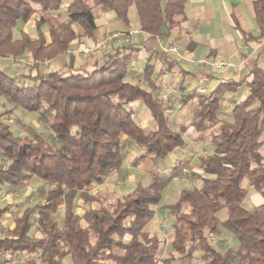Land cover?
I'll use <instances>...</instances> for the list:
<instances>
[{
    "label": "trees",
    "instance_id": "1",
    "mask_svg": "<svg viewBox=\"0 0 264 264\" xmlns=\"http://www.w3.org/2000/svg\"><path fill=\"white\" fill-rule=\"evenodd\" d=\"M185 2L71 0L60 17L51 12L59 9L61 0H0V57L15 59L29 52L33 60L41 62L57 58L72 40L94 34V6L114 11L116 19L127 25L128 8L134 4L140 30L161 37L185 20ZM253 6L260 30L256 38H261L264 0H254ZM37 7L41 16L35 24V37L21 30L14 38L17 24L27 22ZM44 23L48 24V43ZM121 48L123 51L118 48L105 56L92 71L73 68L71 54L66 69L34 75L33 85L20 84L17 77L0 69V97L11 105L5 113L15 107L36 113L56 139L55 144L48 143L25 123L21 127L26 135H15L0 116V153L6 159V165L0 166V187L20 188L33 178L48 184L41 191L42 202L13 216V226L0 237V254L38 253L43 264H61L67 255L72 264H155L160 240L145 226L158 206L173 215L171 245L180 256L190 258L201 252L203 264H264V203L250 210L242 205L249 188L264 197V68L254 66L246 96L232 108V120H223L211 134L213 151L198 158L202 170L199 186L182 187L177 199L162 202L172 178L185 170V162L178 161L170 176L154 168L147 183H137L125 195L106 202L86 188L120 171L125 159L133 157L122 151L123 136L133 147H140V154L132 159L133 167L147 157L155 166L185 144L186 126L171 128L162 100L126 78L135 48L130 43ZM156 57L158 54L148 57L139 79L150 82L151 60ZM238 85L239 81H222L207 94L193 93L199 107L193 110L192 124L198 133L219 122L216 114L223 93ZM137 99L154 120L151 131L133 118L130 102ZM76 197L84 202L99 200V207L76 213ZM11 207L0 208V216ZM222 209L226 213L223 219L218 216ZM59 210L63 211L61 223ZM32 226L34 232L30 233ZM223 229L238 241L236 249L220 251L211 243L209 235L218 236ZM126 235L130 236L127 240Z\"/></svg>",
    "mask_w": 264,
    "mask_h": 264
},
{
    "label": "crops",
    "instance_id": "2",
    "mask_svg": "<svg viewBox=\"0 0 264 264\" xmlns=\"http://www.w3.org/2000/svg\"><path fill=\"white\" fill-rule=\"evenodd\" d=\"M70 1L61 0L59 9L51 13L55 16H63ZM87 1L91 3V0ZM253 1L186 0L184 7L185 20L179 26L165 32L161 37H150L140 30L134 4H131L128 8L129 23L127 25L116 19L114 11L104 12L99 7L94 6L98 8V11H93L92 7L96 28L91 37L72 40L68 50L61 53L57 58L44 61V63L33 64L29 62V66H26L21 59L0 57V69L15 77L17 75L15 72L13 75L10 73L18 65L20 70H27L25 84L33 85L34 82L31 77L34 75H41L44 72L57 69H66L67 66L65 65L68 64L71 54H74L73 68L78 71H92L105 56L115 51L112 48L124 46L127 43L135 48L131 53L129 68L131 72L130 74L127 73L126 78L132 82H139L140 85L152 90L162 100L166 107L165 112L169 118L171 128L177 129L181 124L186 126L183 133L185 144L174 148L172 152L168 153L164 161H159L155 166L153 161L147 157L142 164L140 162L136 167L131 166L134 170L133 174L126 176L125 172L127 170H125V167L127 165L125 162L120 171L111 173L101 183H92L86 188L89 193L98 195L99 200L105 201V194L112 196L120 189L119 184L121 183H118V179L131 186L128 190L130 191L137 183H147L150 172L154 168H157L161 175L170 176L173 164L178 161L185 162L188 159L189 151H191L190 154L201 151L198 158L213 151L211 134L217 131L223 120H232V108L246 96L248 92L246 83L251 78V71L254 66L264 68V34L261 38H256L260 34V30L255 21ZM40 16L41 12L37 7L36 12L27 22L17 24L13 31L14 38L19 37L21 30L30 34L31 37H35L36 29L34 27ZM42 29L48 43L50 41L48 24L44 23ZM129 32H132V34L129 35ZM114 33L118 34L119 38L106 39L108 35ZM85 44H99V48L92 52V59L88 58V55L80 53L79 49ZM171 44L177 45V52H164V48ZM120 50L123 51V48H120ZM155 54H158V57L151 60L154 71L150 82L147 83L138 78V73L143 69L148 57ZM24 55L31 58L29 52H25ZM14 61H21V63H15ZM218 62H222L223 65L215 66V63ZM17 79L19 82V78ZM228 80L239 81L240 85L234 90H226L223 93L216 114L219 122L206 132L198 133L192 124L193 110L199 107L195 98L192 97L193 93L200 92L199 88L205 87L206 92L204 94H207L220 82ZM210 83L211 86L209 87ZM130 106L134 112V120L146 131H151L154 128V120L142 100H134L130 102ZM204 145L206 150L202 148ZM203 151H206V153ZM197 173H202L199 166L197 167ZM139 178H145L146 181L139 182ZM175 178L173 177L172 181ZM250 189L252 188H249L248 194L242 203L248 210L264 203V197L259 192ZM166 191L163 192L162 200ZM77 198L81 200L80 204L82 206L79 213H82L85 208L96 209L99 207V200L84 202L82 198ZM218 216L221 219L225 218V210L219 211ZM157 219V212H155L152 219L146 224V230L155 226ZM82 224L85 225L84 222ZM125 238L129 239L130 236L126 235Z\"/></svg>",
    "mask_w": 264,
    "mask_h": 264
},
{
    "label": "rangeland",
    "instance_id": "3",
    "mask_svg": "<svg viewBox=\"0 0 264 264\" xmlns=\"http://www.w3.org/2000/svg\"><path fill=\"white\" fill-rule=\"evenodd\" d=\"M93 11L97 12L98 8L93 7ZM85 45L81 46V48L84 47ZM121 47L122 46H117L116 48H112V50H115ZM87 57L92 59L93 58L92 53L88 55ZM18 59H21V61L25 63L26 66H29V62H32L33 64L35 63L34 60L32 58H29V56L27 55H23L19 57ZM21 61H14V62L21 63ZM14 72L17 74L15 75V77L19 78V83L25 84L27 70H20L17 65L15 69L12 71V73L10 74L13 75ZM130 72L131 71L129 70L128 74H130ZM208 86L210 87L211 83ZM9 108H11V105L5 103L4 99L0 97V116L3 117L4 121L10 126L12 132L15 135H19V136L26 135L25 131L21 127L22 124L25 123L33 127L38 133H40L46 139L48 143L52 145L56 143L55 136L50 131L47 122L41 119L36 113L28 112V111L21 110L20 108L15 107V108H12V112L10 114L8 113L6 114L5 111ZM122 142L124 144L122 151L127 153L126 155L133 153L132 156L134 157L140 154V147L135 145L134 146L135 149H134L133 144L130 142V140H128L127 137L123 136ZM202 148L206 150L205 145ZM190 152L191 151H189L188 159L185 160L186 169L182 170L178 174V176L175 179H173L174 182L172 181L165 188V190L167 191L164 195V199L162 200V202L168 203V202H172L175 199H177L178 191L182 187H192V186H198L200 184V181H199L200 174L197 173V167H198V155L200 154L199 152L201 151L199 152L196 151V153H193V154H190ZM203 152L206 153V151H203ZM132 159L133 158L129 155L124 161V163L126 162V165H127V166L125 165L127 168L124 166L125 170H127V172H125L126 176L133 174L134 170L131 168ZM142 163L143 161L141 162V164ZM2 165H6V159L0 153V166ZM119 177H121V175H119ZM139 179L141 180V181L139 180V182L146 181L145 178L144 179L139 178ZM117 181L118 183H121L119 184L120 189L118 190V192L113 193L112 196L105 194L106 202L114 201L117 197L119 198L120 196H122L131 187L127 183L124 184L123 181L121 182L120 179H118ZM47 187H48V184L38 178H33L30 182L25 183L20 188L14 189L9 185H4L3 187H0V208L4 207L6 204L12 205L10 211H7L2 216H0V237L5 235L6 230L11 225H13V216L15 214L21 213L24 210V208L31 206L34 203L42 202L41 191L45 190ZM250 190H254V189L252 188ZM80 203H81V200H79L76 197L74 210L78 213L81 211V208H82ZM155 212H157V216H158V219L156 220L154 224L155 226H152V228H148L149 230L147 229V231H149L151 234L157 235L159 237L158 239L161 242L160 247L157 252V256H156L157 260L155 264H203L204 261L201 256V252H196L194 253L192 257L186 258V257L180 256L177 252L173 250V247L171 246V241L173 239V230H172L173 228L171 226V222L173 221V215H171L167 210L161 209L158 206H155ZM62 213H63L62 210L58 211L57 220L59 223L62 222ZM33 217L35 218V216ZM33 232H34V226H32L30 230V233H33ZM209 238L213 246L220 251H225L227 249L234 250L236 249L238 245V241L234 239L231 233L225 229H223L222 232L218 236L210 234ZM125 239L127 240V238ZM114 250L117 253L122 252L118 248H115ZM170 255H172L171 258H170ZM30 261H34L35 264H43L40 261L38 253L29 254L25 252H17L15 254H11L9 252H3L0 254V264H30ZM61 264H72L70 256L67 255L66 257H64L61 261ZM238 264H245V263L239 262Z\"/></svg>",
    "mask_w": 264,
    "mask_h": 264
},
{
    "label": "built area",
    "instance_id": "4",
    "mask_svg": "<svg viewBox=\"0 0 264 264\" xmlns=\"http://www.w3.org/2000/svg\"><path fill=\"white\" fill-rule=\"evenodd\" d=\"M132 32H129V35H131ZM119 38L118 34H112V35H108L106 39H111V38ZM97 48H99V44H86L84 47H82L80 49V53L83 55H90L94 50H96ZM167 51H176L177 52V45L176 44H171L170 46H168L167 48H164V52ZM35 63H40L39 60H34ZM223 63L222 62H218L215 63V66L219 67L222 66ZM199 91L201 93H205L206 92V88L205 87H200Z\"/></svg>",
    "mask_w": 264,
    "mask_h": 264
}]
</instances>
